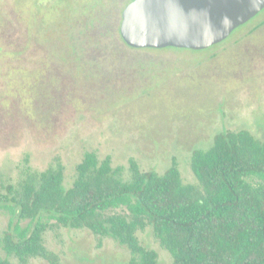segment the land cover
I'll list each match as a JSON object with an SVG mask.
<instances>
[{
  "label": "rangeland",
  "instance_id": "rangeland-1",
  "mask_svg": "<svg viewBox=\"0 0 264 264\" xmlns=\"http://www.w3.org/2000/svg\"><path fill=\"white\" fill-rule=\"evenodd\" d=\"M130 1L0 0V191L60 166L68 187L86 151L111 157L125 178L130 159L159 173L174 162L196 184L191 153L219 131L244 128L264 141V8L209 48H134L119 32ZM11 217L0 209V238ZM136 235L171 264L150 226ZM43 243L63 264L132 256L86 228L52 226ZM0 256L20 264L1 239Z\"/></svg>",
  "mask_w": 264,
  "mask_h": 264
},
{
  "label": "trees",
  "instance_id": "trees-1",
  "mask_svg": "<svg viewBox=\"0 0 264 264\" xmlns=\"http://www.w3.org/2000/svg\"><path fill=\"white\" fill-rule=\"evenodd\" d=\"M111 161L86 151L68 187L61 166L5 186L0 209L12 215L0 238L5 253L20 264L31 257L63 264L43 243L48 228L62 226L125 245L128 264H158L136 235L150 226L171 264H264V141L249 130L219 131L208 148L192 151L196 184L185 183L174 162L159 173L130 159L125 178ZM0 264L14 263L0 256Z\"/></svg>",
  "mask_w": 264,
  "mask_h": 264
},
{
  "label": "water",
  "instance_id": "water-1",
  "mask_svg": "<svg viewBox=\"0 0 264 264\" xmlns=\"http://www.w3.org/2000/svg\"><path fill=\"white\" fill-rule=\"evenodd\" d=\"M264 8V0H131L119 32L134 48H209Z\"/></svg>",
  "mask_w": 264,
  "mask_h": 264
}]
</instances>
